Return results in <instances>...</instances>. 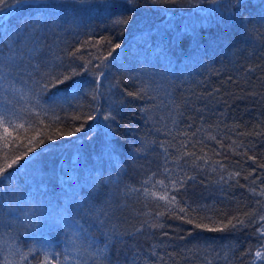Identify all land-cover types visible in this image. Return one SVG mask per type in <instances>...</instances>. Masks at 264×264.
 Returning a JSON list of instances; mask_svg holds the SVG:
<instances>
[{"label": "trees", "instance_id": "trees-1", "mask_svg": "<svg viewBox=\"0 0 264 264\" xmlns=\"http://www.w3.org/2000/svg\"><path fill=\"white\" fill-rule=\"evenodd\" d=\"M111 2L88 0L56 8L44 28L47 65L38 71L29 68L19 75L13 73L0 84V113L7 110L17 123L35 122L44 132L40 139L45 141L30 145L34 149L30 158L19 162V171L14 166L10 170L13 179L0 185L3 208L15 209L0 217V257L17 246L22 251L33 245L41 248L42 242L57 251L65 248L68 232L62 224L49 227L42 221L36 227L27 226L24 213L31 214L39 207L49 215L63 211L70 219L75 218L100 246L105 241L103 233L112 237L107 251L110 264H248L251 255L241 258L240 253L251 245L254 254L261 243L252 235L255 226L226 232L195 229L167 214L157 217L155 203L142 192H128L127 187L141 189V181L153 172L158 173L155 179H162L167 175L164 168L172 175L186 174L192 179L176 193L177 199L196 208L193 215L212 217V221H203L210 227L218 226L220 220L226 222L229 216L243 217L257 207L255 200L262 198L253 196L248 188L259 190V181L257 185L250 181L264 177V168L259 167L264 164V135L258 134L264 132V23L258 19L264 14V0H245V6L233 8L231 15L201 11L215 7L206 0H201L199 8L138 0L131 11L121 9L118 13L132 17L128 25L113 24ZM29 15L27 11L13 13L4 18L6 26L19 27ZM244 18H250L247 24L242 23ZM101 37L110 38L121 48L109 57L107 67L100 69L106 76L101 79L97 101L90 95L97 87L92 75L95 69L58 88L40 89L37 82L47 79L45 73L71 72L72 68L81 71L83 62L70 60L65 51L83 41L95 45L84 48L83 55L97 49L100 55H107L110 45L104 41L96 45ZM74 81L80 84L75 95ZM138 88H145L143 99L126 95ZM96 108L100 110L93 111ZM142 108L149 110L145 113ZM81 112H91L96 119L74 121L72 116ZM108 112L114 120H103ZM105 123L114 133L111 142L115 152L103 146ZM81 124L80 133L60 135ZM188 125L192 127L188 129ZM184 130L189 135L195 132L194 140L203 141L192 151L200 156L207 153L208 164L196 161L200 167H194L191 162L174 161L179 153L172 145L185 137L173 140V136ZM34 134L28 132V136ZM48 135L57 138L48 140ZM208 136H216L224 147ZM25 150L20 142L5 149L0 141V164L5 162V151L11 156ZM245 153L255 156V161L248 160ZM77 158L79 163L70 171ZM214 162L224 164L225 169ZM253 169L255 173L245 180ZM65 172H69L67 177ZM235 172L241 175L229 179ZM146 187L151 188V183ZM81 202L84 207L79 206ZM89 207L103 208L109 215L96 219L87 211ZM157 222L164 227H150Z\"/></svg>", "mask_w": 264, "mask_h": 264}, {"label": "snow or ice", "instance_id": "snow-or-ice-1", "mask_svg": "<svg viewBox=\"0 0 264 264\" xmlns=\"http://www.w3.org/2000/svg\"><path fill=\"white\" fill-rule=\"evenodd\" d=\"M88 0H0V84H3L12 76L13 73L19 75L22 72L27 71L29 68L33 71H38L42 65L46 66L47 62L45 61V44L44 41L46 36L44 35V28L46 27V20L49 17L50 13L56 8H63L69 4H84ZM207 3L214 5L212 9L201 10L207 11L209 14L215 12H228L229 15L232 14L233 8H242L245 6V0H206ZM150 3L153 5L161 4H187L192 8H199L201 0H150ZM138 4V0H112L109 4V7L113 9V19L114 25H128L131 16H123L118 13L122 9L123 11H131L132 8H135ZM131 6V7H126ZM29 12V18L27 21L22 22L19 27L6 26L8 21L5 20V17H11L13 13H22ZM250 18H244L242 23L247 24ZM258 19L261 23H264V14H260ZM187 31V28H185ZM101 41H104L111 46V50L107 52V55H100L99 49L96 53L89 52L87 56L82 54V50L86 47H95L90 41H83L80 46L69 49L65 51V55L70 60H81L82 66L81 71L78 72L76 68H72L71 72H57L55 74L45 73L47 79L38 81V85L41 90H47L48 88L56 87L65 84L67 81H71L73 77L81 75L82 72H92V69H95L92 72L94 76L96 88H93L90 92L92 100L95 102L98 100L96 93L99 90V85L101 84L102 77L106 76L104 71L100 69L107 67V61L109 57L113 56V52L116 49L121 48L119 43L113 44L110 38L101 37L96 41V45H100ZM63 59V57H61ZM99 60L98 64H95L94 61ZM91 66V67H90ZM31 75V73H29ZM75 91L73 94L79 92L80 84L79 82H73ZM116 85H113L115 87ZM145 94V88H138L135 91L126 92L127 96H131L134 99H143ZM55 95V94H53ZM8 104L11 101H7ZM37 105H39V100H37ZM82 107V106H81ZM99 108L93 109V111H99ZM149 109L142 108V112H147ZM34 115L39 120L40 124H43L44 121L39 119L40 113L36 112ZM59 119V118H57ZM74 121L84 120L85 122L94 121L96 117L91 113H77L72 116ZM115 117L111 112H108L104 115V121H112ZM27 125V126H26ZM84 127V124H81L79 127H76L74 131H67L60 133V135L71 137L75 133H80ZM104 128V137L102 140L104 148L108 152H115L116 149L112 147L111 137L114 135L111 132V126L109 123L102 125ZM192 125H188L187 128L190 129ZM0 128H2L3 133L0 135V141L3 142L5 149L9 148V145L16 147V143L20 142L23 147L26 148L25 151L18 152L11 156L8 155L5 151V162L0 164V185L3 184L4 180L11 181L13 179L12 170L15 167L16 171H19V162L24 158L29 157V153L33 152L34 143L43 144L44 139H40L44 135V132L40 127L32 121H24L17 123L15 120L11 119L8 111L5 110L4 113H0ZM29 131H34V135L28 136ZM201 129H197V132ZM171 135V131L168 132ZM259 135H264V132L258 133ZM178 136H184V140L178 141L176 145H172L176 148V151L179 155L173 157L175 162L184 160L185 164L191 162L192 166L200 167L196 164V161H203L204 164H208L210 158L207 153L203 156L197 155L195 149L197 145H201L203 141L194 140L196 133L193 132L189 135L188 130L178 131L176 135L173 136V140H176ZM48 140H55L57 137L54 135H48L46 137ZM208 139L216 141V143L223 148L224 145L221 140H218L216 136H208ZM26 140L27 143L23 144V141ZM233 144L236 147H240L239 144H236L233 141ZM161 147L164 146V142H161ZM228 149L235 152V149L232 145H228ZM239 154V153H235ZM216 155H221V153H216ZM245 155H247L245 153ZM248 160L255 161V156L247 155ZM78 158L72 162L74 171V165L78 164ZM219 163V162H214ZM221 170L225 169V165L219 163ZM260 168H264V164L259 165ZM164 175L162 179H155L158 173L153 172L151 175L147 176L146 179L141 181L142 188L136 189L131 186L127 187L128 192H142V195L146 199H150L156 205L158 209L156 211L157 217H163L165 214L171 218L181 220L184 223L193 225L195 229H201L202 231L208 232H226V231H239L242 228L254 227V232L252 235L256 237L261 243L256 246L254 254H252V246L249 245V248L240 253V257L251 255V259L248 261V264H264V177L256 176L255 179L250 181L251 185H257V187H249L248 191L251 192L253 196L260 197L262 199H256L255 205L256 208H253L251 211L245 212L244 216L239 215L229 216L225 220H220L217 223L218 226L210 227L207 223H204V220L212 221V217H199L193 215L197 213L196 208H192L187 202H182L177 199L176 193L179 192L181 188L184 187L185 182L192 177L187 176L186 174L181 177L179 175H172L171 171L168 168H164ZM256 169H253L244 177L245 180H248L249 177L255 173ZM69 172H65L67 177ZM240 172L231 173L229 179L240 176ZM87 179V178H86ZM223 179V177H222ZM151 183L152 187H146ZM245 187V185H240ZM80 207H84L81 202ZM0 217L5 213H13L15 209L13 208H3L2 203H0ZM89 213H93L96 219H99L101 215L107 217L109 212L103 208L93 209L89 207L87 209ZM24 220L28 227H36L37 224L42 221H47L48 226L51 227L53 224H62L65 230L68 232L67 239L65 241V248L63 250L57 251L51 244L47 242H42L43 247L37 248L35 245L28 248V251H22L19 246L15 247L14 251L9 254H5L0 257V264H89V261L92 264H110L109 256L107 255L109 243L112 240V237L108 236L107 233H103L105 241L103 246L97 244L95 237L87 231L78 220L75 218H69L64 215L63 211L49 215L46 209H40L39 207L34 208L29 213H24ZM101 227L103 226V221H100ZM152 228H163L164 225L161 223H153L150 225ZM99 231V229H98ZM137 232L141 229H136ZM167 236L168 233H163ZM187 235L191 236V230H188ZM183 240L184 236L178 237ZM39 240V237H37ZM192 251V249H188ZM231 251V248L228 249ZM68 253H71L69 255ZM18 257V258H17ZM32 259H29V258ZM225 259H227V252L225 253ZM208 264H212L211 261H208Z\"/></svg>", "mask_w": 264, "mask_h": 264}]
</instances>
